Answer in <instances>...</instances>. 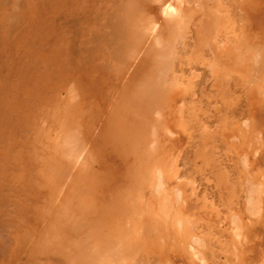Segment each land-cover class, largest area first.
<instances>
[{"label":"bare ground","instance_id":"6f19581e","mask_svg":"<svg viewBox=\"0 0 264 264\" xmlns=\"http://www.w3.org/2000/svg\"><path fill=\"white\" fill-rule=\"evenodd\" d=\"M72 3L78 13L62 15L66 31L77 23L96 26L63 36L55 52L33 48L29 58L9 59L28 48L20 40L12 46L0 40V98L11 85L24 87L22 72L44 71L47 79L35 83L41 91L33 92L46 119L43 136L60 128L73 132L68 160L56 155L47 161L65 178L56 185L60 197L45 200L34 213L36 224L13 238L0 263L46 264L40 259L58 255L68 264H95L87 259L94 255L89 238L116 242L123 259L125 244L144 256L164 259L183 252L194 264H210L208 234L183 213L182 204L245 207L248 201L251 207L256 191H264L259 165L264 140L254 138L264 133V0ZM50 6L48 0H2L1 27L8 24L14 33L38 24L42 9ZM25 63L38 68L24 70ZM50 95L57 98L52 102ZM198 104L207 108L198 111ZM6 170L0 165V174ZM210 192L218 198H209Z\"/></svg>","mask_w":264,"mask_h":264},{"label":"rangeland","instance_id":"374dc122","mask_svg":"<svg viewBox=\"0 0 264 264\" xmlns=\"http://www.w3.org/2000/svg\"><path fill=\"white\" fill-rule=\"evenodd\" d=\"M70 1L71 4H73L72 0ZM174 1L175 4L178 3V0ZM53 2H56V0H53ZM71 4H66L67 8H71ZM73 12L78 13V11H69V13ZM98 12L99 11H93L92 13L95 14ZM61 13H63V11ZM7 26L5 29H2L0 26V40L2 37H5L7 39V44L10 46H12L16 41L20 40L22 44L28 48L25 50V52L23 49L20 51L22 57L11 54H8L7 57L9 59L15 58L17 60H23L24 58H29V50H32L33 48L37 49V51H42L44 53L48 52L51 54V52H55L56 49H58V46L64 42L63 36L70 33L74 34L75 31L80 28L79 26L93 28V26H96V24L89 22H83L81 24L77 23L75 26H73V31H66L62 28V26L50 24V26H55L56 29L54 32L49 33L38 32V27L34 23L20 27L14 33L10 32ZM51 35L53 36V46H50L51 44L46 42V39L44 42H42L43 47H41L40 50H38L37 46H34L36 41L38 42L39 36L46 37ZM79 36L80 38L83 37L81 34ZM32 63L22 64L21 67L24 70H26L28 67L36 70L38 67L34 66L35 63ZM253 68H255V66H253ZM41 74L43 75L40 76ZM187 74H191V72L188 71ZM22 75L24 76L20 79V82L22 84H27H24L23 88H14L13 85L9 86L8 88L4 89L5 92H7V95L0 98V165H3V167L7 169L5 171L7 172L6 174H3L2 172L0 174V262L3 260L5 254L10 250L13 238L17 234L23 233L24 235L27 230L36 224H33V216H35L34 213L37 209L42 210L41 206L44 205L45 200L57 199L60 197V188L58 189L56 185L60 184L61 181L63 182L65 178H61V176L59 178V176L56 174H58L60 171L55 169V167L52 168L51 165L49 167L47 161L56 155L60 156L59 158L68 160V151L71 152L73 149L72 143L68 142L69 138L72 140V134L70 135V131L73 133L72 129H70L68 132V129L61 130L60 128V131H62L61 133H59V129H56L55 131L57 133H46L48 136H43L41 125L43 124L42 122H46V119L41 117V114L43 113L37 109L38 106H42V103L39 101L37 95H35L36 91H41L40 88H38V83H35L37 82V78L39 81L44 82L47 79L46 73L41 71L40 75L37 76L34 72H31L30 74H28V72L27 74L22 72ZM29 75H31V77ZM191 76L192 75H190V77ZM200 79V77L195 78L197 81ZM15 82L19 83V80H16ZM54 91H52V93H54ZM213 93H215V90ZM50 96H53L52 102L55 98H57L55 95ZM200 108L206 109L207 106L198 104L196 109L200 111ZM53 128H56V125H54ZM66 132L67 134L69 133L68 135L70 137H66ZM64 135L66 139L64 138ZM259 135H261V137L257 135L254 136V138L260 140V142H263L264 133L260 132ZM41 142H45L46 144ZM64 143H67L66 146ZM67 146L69 147L67 148ZM36 150L37 152H35ZM40 151H43L44 153L46 152L47 154L42 157V155L37 154L41 153ZM108 160L110 161V158ZM259 165H261L262 169L264 168V157L261 158ZM234 171H236V169H230L232 176L231 182H235ZM19 176L21 179L20 181L19 179L17 180V177ZM261 178L264 180V172L260 176V181H262ZM185 179L190 182L192 177L188 176ZM4 183H6V185ZM234 184L237 185L235 186V191L237 192L239 189V182H235ZM249 185L250 184H248L247 187ZM250 187H252V184ZM214 193L210 192L207 195L209 198H213L216 196L217 192ZM202 194L203 191L200 192V195ZM16 195H18V198H20L18 202L23 201V205L21 207L18 206L19 204L12 201L17 199ZM255 196V205L251 207H248V201L245 202L247 205L245 207L241 206L239 203L232 202L230 204L228 202H222V204H220L221 201H216L217 204L214 206L211 203H207L205 205L202 202L199 204H192L191 206L182 204L184 205L182 207L183 213L190 214L195 221L197 220L196 223L199 222L202 225L203 232L206 231L205 233L208 234L206 241L208 247L206 252L208 257H210V264H264V201H262V199H264V191H256ZM216 197L218 198V194ZM242 198L245 199L244 196H242L241 199ZM258 198L261 202L258 201ZM259 203L261 206H259ZM33 206H35V208ZM258 207H260L262 210L260 209V211ZM36 214L38 213L36 212ZM19 221H23V225L22 223H19ZM27 224H29V228L25 227ZM251 226H254V228H251ZM239 227L241 228L239 229ZM239 234L241 236H239ZM27 235L30 234L28 233ZM95 243L97 242H89L88 238V250L94 255H92V257H88L87 259L88 262L93 259L95 264H98L100 260H102L100 262L101 264H140V259H143L141 260L142 264H160V262L161 264H166L167 262H172L173 264H194L195 262L192 260L190 255H185L183 252H180L181 254L178 252L177 257H173L174 255H171V258L166 257L164 259H159L154 254L144 256V254H141L136 250V248H134V251H131L132 247H129L125 244H123L121 251V253L123 252L125 256V259H123L120 256L121 254H118L120 253V248L119 251L114 250L116 247L113 245L116 244V242H111L108 245L106 242H100V244ZM235 245L237 247H234ZM111 248L113 250H111ZM136 255L139 257H136ZM151 256L153 259L150 258ZM53 258L54 259L50 258V260H48V258H43L40 260H44L47 262L46 264H50L51 261L55 262V264H68L65 259H63V257L57 255ZM132 258H134V262ZM137 259L138 261L136 262ZM168 259L171 262L168 261ZM24 264L27 263L24 261ZM196 264L202 263L196 262Z\"/></svg>","mask_w":264,"mask_h":264},{"label":"crops","instance_id":"0c3cea01","mask_svg":"<svg viewBox=\"0 0 264 264\" xmlns=\"http://www.w3.org/2000/svg\"><path fill=\"white\" fill-rule=\"evenodd\" d=\"M1 1L2 0H0V4H1ZM48 1L51 4V6L48 7L47 9H45V8L42 9L43 12L40 14V21H38V24L37 23L35 24L38 27V29H37L38 32H47V33L54 32L56 27L55 26H50V24L62 26V28L65 29V26L61 23V21L64 20L62 15L68 14L69 11H78V9H77L78 6L75 3L71 4L70 0H56V2H53V0H48ZM59 2H60V4H59ZM69 3L71 4V8L70 7L67 8L66 4H69ZM62 11H63V13H61ZM94 11H98V10L95 9ZM58 16H60L59 17L60 20L57 18ZM3 21H4V19L1 18L0 19V26H1V23ZM2 29H5V25L4 24L2 25ZM44 40L46 42H48L49 44H51L50 46L54 45V44L52 45V43H53V36L52 35L51 36H46V37L43 36V37H41L38 40V42H39V44L37 45L38 50H40V48L43 47L42 46V42H44ZM243 125H244V122H243Z\"/></svg>","mask_w":264,"mask_h":264}]
</instances>
